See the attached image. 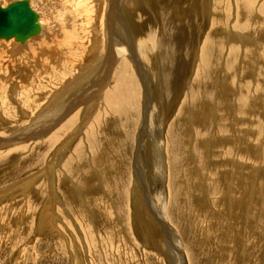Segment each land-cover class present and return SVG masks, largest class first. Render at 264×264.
<instances>
[{"label": "rangeland", "instance_id": "374dc122", "mask_svg": "<svg viewBox=\"0 0 264 264\" xmlns=\"http://www.w3.org/2000/svg\"><path fill=\"white\" fill-rule=\"evenodd\" d=\"M52 1L95 17L93 0ZM154 1L131 11L136 29L126 21L135 49L146 39L153 56H119L136 94L86 119L81 104L56 137L15 138L103 46L59 58L49 29L40 52L12 55L0 39V264H264V0Z\"/></svg>", "mask_w": 264, "mask_h": 264}, {"label": "bare ground", "instance_id": "6f19581e", "mask_svg": "<svg viewBox=\"0 0 264 264\" xmlns=\"http://www.w3.org/2000/svg\"><path fill=\"white\" fill-rule=\"evenodd\" d=\"M9 1H11V0H9ZM15 1H18V0H15ZM15 1H13V2H15ZM24 1L27 2L28 7L35 14V17H34L35 27L33 30H31L25 36H21V35H17V34H13L10 36L0 35V39H2V40L8 39V41H10L9 39H11L13 41L12 42L13 45L11 47V50H12L11 54L12 55L15 53L17 54V52L22 47H33L34 46L33 48L37 47L35 50L40 52V50H38V49H41L40 43L42 44L43 38L45 36H48L46 33V30H49V29H51V30L55 29L54 33L58 34V37L54 36V38L55 37L59 38L60 42H58L57 45H55L56 48H54V50H56L55 53H58L56 55L59 58H61V56H58L59 53H63V52H61V50L64 51L65 53L70 51V53L74 54L75 56H78L77 53L79 54L81 49L87 50L88 44L89 43L91 44V42L93 45L91 44L90 50L92 49V50L96 51L101 46H103V48H104L103 51L105 53L102 57V60L100 58H99V61H95L94 59H93L94 60L93 61L92 58H91V60H89V61H93V63H91L89 65L91 68L90 67L87 68L86 66L85 67L83 66V68H84L83 69L80 65L81 62L80 63L77 62L78 63L76 65L77 69L75 68L74 71H72V73H70L71 78H68L67 76L64 77L66 81L64 80V83L61 85L59 92L55 93L52 96L55 98L51 100L52 102L49 103V107H46L45 108L46 110H44L42 113L40 112V114H39L40 117H38L39 119H36L32 122V124H31L32 130L31 131L28 130V131H30L29 135H27V133H22L21 136L15 137V138H22L24 140H28V138H32V140H33V139L40 138L41 134L42 135L50 134L49 138L51 136L56 137V134L58 132L62 131L64 128H66L67 123H69L72 119L75 121V119L79 115L78 113L80 112L79 111L80 108H78V107H80L81 104L85 105V108H83L84 112L80 113V116L82 114L84 116L82 118L86 119L87 116L89 117L90 114H93L92 111L95 110L94 107L96 104H101V105H103L102 107L106 106V108H108V106L112 107L114 105V102H117V100H120V101L123 100L124 101L125 99L129 100V98L130 99L133 98V96L136 94L135 93L136 85H135L134 80L131 78L130 73L128 72V67L126 65H124L123 59L122 58L120 59L119 56H121V57L124 55L128 56V57L130 56L131 60H135V61L137 59H140L139 56H143V54L146 56L148 55V58L150 57V54H151L153 48H152L151 43L148 40H146V39L143 40L144 37L142 39L143 41L140 42L141 43V45H140L141 51L135 49L136 46H134V43H135L134 40H135V37L138 35L139 30L137 31L138 33L134 32L135 34L131 35V31L134 30V28L136 29V26H137V25H135V23H133L134 18H133V14L131 13V11L136 9V7H138L137 5H139V4H140L139 7H142V8L148 7V8H151L153 10V7L155 6L154 0H93V2H90L89 4H91V6L96 11L94 13L95 14L94 18L88 17V15H89L88 12H90V11H88L89 7H87L86 4H84V6H83L84 10L81 9V11H79L80 13L77 10L74 12L72 11V13H71L70 10L66 11V9H62V7H61V9L63 10V13H57L58 11H56L54 9V6H53L54 2L52 0H30L31 2L29 0L28 1L24 0ZM59 2H61V1L59 0ZM92 3H93V5H92ZM73 5H74V3H73ZM60 6H62V3L60 4ZM2 8H4V7H2ZM61 9H59V10L61 11ZM118 12H120V14ZM84 13H86V16L84 15ZM57 17L59 18V20H61L60 23H59V20H57ZM62 17H63V19H62ZM103 17H104V23H102L103 24L102 26H104V27H103V30H100L98 28L97 24H98V21L100 19H102ZM128 20L132 22V26H133L132 30H130V28H127V25H126L127 22L126 21H128ZM85 26H86L85 29H89L92 32V34L95 31L96 37L94 36V34L92 35L91 32L89 33V31H87V30L84 32L83 30H84ZM98 29H99V32L101 33V34H99V36H97L98 33H96V30L98 31ZM185 33H186V31H185ZM180 34H181V31H180ZM92 36H94V39H92V41H90ZM2 37H4V38H2ZM102 38H103V40H102ZM136 39H137V37H136ZM44 40H45L44 42H46V41L48 42L50 40V37H45ZM5 43H6V41H5ZM61 45H62V47H60ZM67 46H69V47H67ZM7 47H10V46L8 45ZM27 51L29 53V50H27ZM23 52H25V51H23ZM88 53H90V51H88ZM48 54H50V53H48ZM45 55H47V54H45ZM93 55L94 54H92V56ZM97 55H99V54H97ZM52 56H55V55L52 54ZM63 56L66 57L65 55H63ZM67 59H68V56H67ZM74 59L75 60H72L71 64H73V61H76V58H74ZM29 60H30V58H29ZM36 61H37V59H36ZM145 61H146V59H145ZM39 62L41 63V60ZM117 62H118V67H117L118 70H116V72L113 75L114 77L112 80V85L110 83V85L107 87L108 79L110 77V70H112L113 65L117 64ZM67 63H69V62H67ZM83 64H86V63H83ZM99 64H100V66H99ZM60 67L61 66H59V68ZM85 68H86V70H85ZM60 69L62 70V67ZM80 69H81V71H80ZM70 70L71 69H70L69 65L67 64V66H65L66 72L61 71V73L63 75H67ZM78 71H80V72L77 75L76 73ZM81 72H82V75H80ZM92 77H94L95 80L91 81L92 83L89 86L87 79L92 78ZM78 83L80 85H82L83 83L84 84L86 83V84H88V86H85V88L83 87V92H82V90H81L82 93L80 92L81 94L77 90H75L76 92L79 93V95H77L78 93L75 92L77 96L74 99H71V101H69V103L62 105V101H64L62 99L64 97H67L68 95H71L72 93L70 92V90L74 87L75 84H78ZM67 87H71L69 89V91H66ZM79 88H78V90H79ZM19 90H20V88H19ZM132 91L134 92V94H132L133 93ZM65 95H67V96H65ZM22 96H23L22 99L24 100V102L27 103L29 101V98H30L29 95L22 94ZM25 96H27V98H24ZM2 100H4V99H2L0 97V105H1ZM18 102L20 103V100ZM21 102H22V100H21ZM71 103H73V104L70 105ZM73 110H75V111L71 112ZM50 126H57V127L54 130V129H51ZM73 132H75V131H73ZM73 132H71L67 137L68 138H69V136L72 137L73 136L72 134H74ZM24 135L29 136V137H25ZM57 135H59V134H57ZM2 140L5 143V141H8L9 139H2ZM10 141H12V140H10ZM67 141H68V139H67ZM124 143H126V142L124 141ZM122 145H123V143H122ZM125 147H126V145H125ZM155 151H158L160 153V150H155ZM158 155L160 156V154H158ZM136 159L134 161L135 162L134 171L136 174H138L140 169L138 168ZM156 163H157V161H156ZM158 166L161 167V165H159V164H158ZM154 208H155V206L153 208H151V210L153 211V214L156 215L155 217L158 218V220L160 219V222H161L164 230L166 231V234H168L170 236L171 234L168 231V227L166 226V222L164 220H161L162 216L157 215V214H163V212L158 213L159 211L157 212ZM159 208H160V206H159ZM162 211H165V210H162ZM166 214H167V212H166ZM162 219H163V217H162ZM170 227H172V226H170ZM172 231H174V230H172ZM172 244H174V243H172ZM178 244H179V242L177 243V245Z\"/></svg>", "mask_w": 264, "mask_h": 264}, {"label": "water", "instance_id": "95a60500", "mask_svg": "<svg viewBox=\"0 0 264 264\" xmlns=\"http://www.w3.org/2000/svg\"><path fill=\"white\" fill-rule=\"evenodd\" d=\"M35 14L24 0H18L0 7V35L25 36L35 27Z\"/></svg>", "mask_w": 264, "mask_h": 264}]
</instances>
